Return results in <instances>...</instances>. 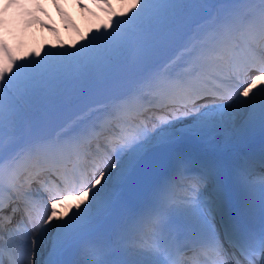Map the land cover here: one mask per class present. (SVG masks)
I'll use <instances>...</instances> for the list:
<instances>
[{
	"label": "snow or ice",
	"instance_id": "1",
	"mask_svg": "<svg viewBox=\"0 0 264 264\" xmlns=\"http://www.w3.org/2000/svg\"><path fill=\"white\" fill-rule=\"evenodd\" d=\"M217 4L181 62L148 61L190 7ZM82 41L27 62L0 42V264H36L49 246L47 264H66L68 249L73 264H264V175L252 179L249 152L264 135V0H135ZM129 58L135 70L116 71ZM72 87L103 91L109 106L87 126L46 132L34 108L49 101L55 116ZM155 146L171 165L142 205L110 234L93 230ZM74 197V214L60 213Z\"/></svg>",
	"mask_w": 264,
	"mask_h": 264
},
{
	"label": "rangeland",
	"instance_id": "2",
	"mask_svg": "<svg viewBox=\"0 0 264 264\" xmlns=\"http://www.w3.org/2000/svg\"><path fill=\"white\" fill-rule=\"evenodd\" d=\"M56 4L48 2L47 0H41L42 3L49 6L52 16L55 17V13L58 10L61 12V16L57 17L55 27L57 29L54 37L45 43H41L37 47V52L30 51L29 55H36V58L43 59L49 50H70L71 45L74 43H83L82 37L89 36V33L96 34V29L100 28L102 24L109 22L111 11H115L123 15L128 13L129 9L135 4V0H110L112 4L111 10H105L97 2V0H55ZM81 3L86 5V8L80 7ZM220 5H216L215 8L205 6L193 5L188 10L185 20L180 28L179 33L172 34L166 39L162 46L154 52L148 54V61L154 63L163 59L164 55H169V58L165 61L170 62L172 58L182 60V56L185 57L186 49L184 44L196 36L199 29L207 25L212 16L219 11ZM66 18L68 21H65ZM113 22L117 17H111ZM69 25V26H68ZM79 43L77 46L79 47ZM166 48V49H165ZM165 49V50H164ZM169 51V52H168ZM34 52V53H33ZM126 68L127 73H131L135 70L133 59L129 58L128 62L116 71L125 72L122 69ZM71 91L57 99L55 102V116L49 117L48 112L52 107L49 101H43V103H37L34 108L36 119H47L48 123L45 127V131L54 134V129L58 128L63 122L69 120L73 123V118L79 117V112L86 106L92 103L103 102L108 99L107 95L101 90H88L87 94L82 95L75 102L71 99ZM75 106L69 110V106ZM66 115V116H65ZM159 124V123H158ZM260 133L259 130L256 131ZM263 142V137H257L256 133L253 135L250 144L251 147H256ZM256 219L261 222L259 215Z\"/></svg>",
	"mask_w": 264,
	"mask_h": 264
},
{
	"label": "bare ground",
	"instance_id": "3",
	"mask_svg": "<svg viewBox=\"0 0 264 264\" xmlns=\"http://www.w3.org/2000/svg\"><path fill=\"white\" fill-rule=\"evenodd\" d=\"M47 1L56 4L55 0ZM10 3L14 6L8 7L5 11L6 6ZM52 15L53 13H51L49 6L42 3L41 0H0V42H7L12 52L18 57V59H23L24 62L36 58V55H29L30 51L33 49V51H35L36 53V46L40 45L41 43H45L54 37V34L57 31L55 27L57 17H63L61 16L60 10L55 13V17ZM64 19L65 21H68L66 18ZM179 62H181V60L178 58L174 59L171 63ZM70 91L72 93L71 99L74 102L78 100L79 97L87 94L88 92V90H78L75 87L70 88ZM38 103L41 104L43 102ZM74 106L75 104L73 106H69L70 108H67V110L73 108ZM108 106V99L104 100L103 102L90 104L82 110V118H75L73 120V125L79 124L83 127L97 121L101 116V109H105ZM156 115L160 116L162 114L156 113ZM169 119H171V117H169ZM173 122L179 127V121ZM162 127H164V125L159 124L157 126L153 124V129H150V133L155 134V132H158ZM251 150L252 149H249V152ZM101 151H103V149H101ZM255 152H260L261 155H264V148L259 147ZM236 162L238 163L239 161ZM117 163H119L118 159ZM254 168H256L258 172L264 171L261 166L255 165ZM257 187H259V185H257ZM239 194L240 193H237V195ZM81 199L86 198L82 197ZM119 201H123L124 204L122 219L141 206L139 205L138 207H133L127 196L123 194L122 189L121 198ZM79 202L80 201L74 197L66 204L57 205V208L60 213L70 217L74 214L73 205ZM100 217L92 226V229L95 231L103 222L104 217ZM117 226H115L114 228H116ZM49 251L50 246L43 253H38L36 256V264H47V261L49 259ZM78 259L79 257L76 260Z\"/></svg>",
	"mask_w": 264,
	"mask_h": 264
}]
</instances>
